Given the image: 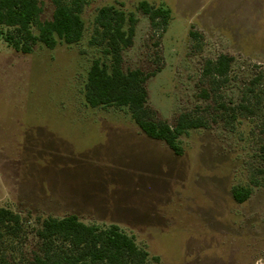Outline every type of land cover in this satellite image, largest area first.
Masks as SVG:
<instances>
[{"label": "rangeland", "instance_id": "rangeland-1", "mask_svg": "<svg viewBox=\"0 0 264 264\" xmlns=\"http://www.w3.org/2000/svg\"><path fill=\"white\" fill-rule=\"evenodd\" d=\"M38 1L50 18L52 0ZM141 1L170 11L163 32L136 10ZM108 5L138 20L123 70L159 68L146 82L157 118L207 123L179 137L180 155L146 137L126 109L84 103L92 61L109 64L93 42ZM81 17L73 45L21 54L0 37V208L29 232L68 214L117 225L150 264H264V0H87ZM221 54L232 57L230 71L203 100V66ZM234 187L249 198L236 203Z\"/></svg>", "mask_w": 264, "mask_h": 264}, {"label": "trees", "instance_id": "trees-1", "mask_svg": "<svg viewBox=\"0 0 264 264\" xmlns=\"http://www.w3.org/2000/svg\"><path fill=\"white\" fill-rule=\"evenodd\" d=\"M86 1L70 0L64 4L52 0L50 18L42 19L38 0H0V37L21 54H30L36 45L53 49L59 41L76 44L83 36L81 10ZM135 8L147 17L152 30H165L170 20L168 9L145 1L138 2ZM137 22L132 12L112 5L98 9L93 42L103 44L109 64L100 59L92 61L83 85V100L90 108L126 109L146 137L162 141L175 155H180L179 137L189 130L204 128L207 123L190 113L179 114L172 125L158 119L148 105L146 82L159 68L152 72L139 68L123 70L122 54L132 46ZM232 60L230 55L221 54L205 62L202 80L207 87L201 89L199 98L212 101L220 84L226 81ZM220 108L234 110L223 104ZM239 108L251 113L247 105L240 104ZM231 193L240 204L249 198L250 189L234 187ZM0 264H150V261L148 252L117 225H88L76 215L68 214L46 217L29 232L20 214L0 208Z\"/></svg>", "mask_w": 264, "mask_h": 264}]
</instances>
